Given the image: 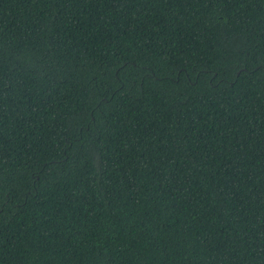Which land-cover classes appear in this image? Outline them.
Masks as SVG:
<instances>
[{"label": "trees", "instance_id": "16d2710c", "mask_svg": "<svg viewBox=\"0 0 264 264\" xmlns=\"http://www.w3.org/2000/svg\"><path fill=\"white\" fill-rule=\"evenodd\" d=\"M0 264H264V0H0Z\"/></svg>", "mask_w": 264, "mask_h": 264}]
</instances>
